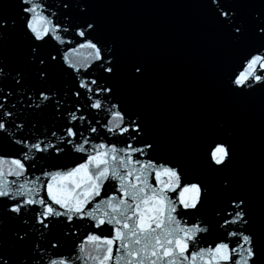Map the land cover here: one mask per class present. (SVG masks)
<instances>
[{
	"label": "snow or ice",
	"instance_id": "snow-or-ice-1",
	"mask_svg": "<svg viewBox=\"0 0 264 264\" xmlns=\"http://www.w3.org/2000/svg\"><path fill=\"white\" fill-rule=\"evenodd\" d=\"M110 0H0V264H264V169L216 118L174 138L134 98ZM222 93L264 107V0H195Z\"/></svg>",
	"mask_w": 264,
	"mask_h": 264
},
{
	"label": "water",
	"instance_id": "water-1",
	"mask_svg": "<svg viewBox=\"0 0 264 264\" xmlns=\"http://www.w3.org/2000/svg\"><path fill=\"white\" fill-rule=\"evenodd\" d=\"M100 12L122 51L141 56L149 66L134 98L177 139L194 138L222 119L223 128L214 131L232 134L236 169L242 181L258 186L264 169V107L259 95H223L217 40L195 0H110Z\"/></svg>",
	"mask_w": 264,
	"mask_h": 264
}]
</instances>
